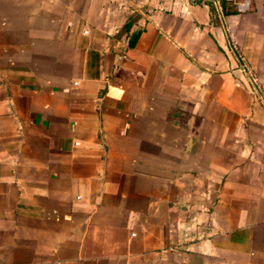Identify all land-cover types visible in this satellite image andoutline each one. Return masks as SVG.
Segmentation results:
<instances>
[{
    "label": "crops",
    "instance_id": "1",
    "mask_svg": "<svg viewBox=\"0 0 264 264\" xmlns=\"http://www.w3.org/2000/svg\"><path fill=\"white\" fill-rule=\"evenodd\" d=\"M0 0V264H264V0Z\"/></svg>",
    "mask_w": 264,
    "mask_h": 264
},
{
    "label": "built area",
    "instance_id": "2",
    "mask_svg": "<svg viewBox=\"0 0 264 264\" xmlns=\"http://www.w3.org/2000/svg\"><path fill=\"white\" fill-rule=\"evenodd\" d=\"M213 3L216 1L218 3L219 0H211ZM228 2L235 12L241 14L245 13L250 9L251 2L250 0H225Z\"/></svg>",
    "mask_w": 264,
    "mask_h": 264
},
{
    "label": "water",
    "instance_id": "3",
    "mask_svg": "<svg viewBox=\"0 0 264 264\" xmlns=\"http://www.w3.org/2000/svg\"><path fill=\"white\" fill-rule=\"evenodd\" d=\"M214 5H215V7H216L217 11L219 12L218 3H217L216 1L214 2ZM231 48H232V50H233V52H234V54H235V56H236L237 60H238V61H239V63L241 64V66H242V69L244 70V72H245V73H246V75L248 76V79H249L250 83L252 84V86H253L254 90L257 92V94L260 96L261 100H262V101H263V103H264V98L262 97V95H261V93H260L259 89L257 88V86H256V84L254 83L253 79L251 78V76H250V75H249V73L247 72L246 68L243 66L242 62L240 61V59H239L238 55L236 54V52H235V50L233 49V47H232V46H231Z\"/></svg>",
    "mask_w": 264,
    "mask_h": 264
},
{
    "label": "trees",
    "instance_id": "4",
    "mask_svg": "<svg viewBox=\"0 0 264 264\" xmlns=\"http://www.w3.org/2000/svg\"><path fill=\"white\" fill-rule=\"evenodd\" d=\"M218 4L221 7V11L224 13V0H219Z\"/></svg>",
    "mask_w": 264,
    "mask_h": 264
}]
</instances>
